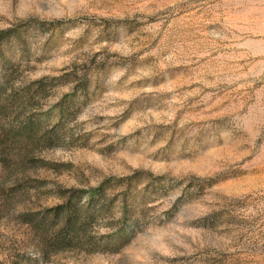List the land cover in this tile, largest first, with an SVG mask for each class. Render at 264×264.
Returning <instances> with one entry per match:
<instances>
[{"label":"rangeland","instance_id":"obj_1","mask_svg":"<svg viewBox=\"0 0 264 264\" xmlns=\"http://www.w3.org/2000/svg\"><path fill=\"white\" fill-rule=\"evenodd\" d=\"M2 65L0 264H264V0H0ZM101 188L42 254L24 217Z\"/></svg>","mask_w":264,"mask_h":264},{"label":"trees","instance_id":"obj_2","mask_svg":"<svg viewBox=\"0 0 264 264\" xmlns=\"http://www.w3.org/2000/svg\"><path fill=\"white\" fill-rule=\"evenodd\" d=\"M2 76L0 77V116H5L9 111L11 112L15 106L14 100L8 94V91L12 87L8 85L9 74L6 70V66L0 67ZM10 75V77H9ZM39 89L35 91V94H41L44 90V83H35ZM21 106L29 104V100L24 98L21 100ZM63 117V112H62ZM40 123L37 122L34 117H29L26 122L22 124V128L12 132L13 137L23 130L33 132L37 134L36 128H39ZM2 142L8 139V135L3 131L0 132ZM60 133L52 131L50 134L43 135V140L50 145H55L60 139ZM86 193V192H85ZM87 194V193H86ZM103 188L88 192L87 204H82V195H73L68 200L56 207L49 208L41 214L26 215L24 222L32 225L36 231L42 234V241L44 250L42 254H46L48 251H64L71 250L77 247H81L83 243H86L90 239L92 228L96 223H99L108 214V208L106 207V196ZM108 202V200H107Z\"/></svg>","mask_w":264,"mask_h":264}]
</instances>
